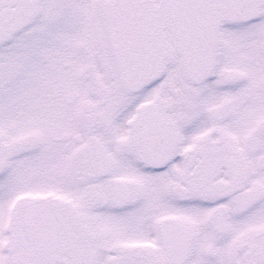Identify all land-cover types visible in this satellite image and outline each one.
Here are the masks:
<instances>
[{
    "label": "snow or ice",
    "instance_id": "snow-or-ice-1",
    "mask_svg": "<svg viewBox=\"0 0 264 264\" xmlns=\"http://www.w3.org/2000/svg\"><path fill=\"white\" fill-rule=\"evenodd\" d=\"M0 264H264V0H0Z\"/></svg>",
    "mask_w": 264,
    "mask_h": 264
}]
</instances>
